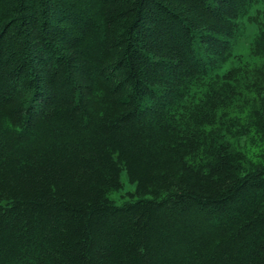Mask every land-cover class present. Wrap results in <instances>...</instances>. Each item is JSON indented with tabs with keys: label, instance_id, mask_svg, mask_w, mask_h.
<instances>
[{
	"label": "trees",
	"instance_id": "obj_1",
	"mask_svg": "<svg viewBox=\"0 0 264 264\" xmlns=\"http://www.w3.org/2000/svg\"><path fill=\"white\" fill-rule=\"evenodd\" d=\"M255 1L0 0V264H264V167L182 113Z\"/></svg>",
	"mask_w": 264,
	"mask_h": 264
},
{
	"label": "rangeland",
	"instance_id": "obj_2",
	"mask_svg": "<svg viewBox=\"0 0 264 264\" xmlns=\"http://www.w3.org/2000/svg\"><path fill=\"white\" fill-rule=\"evenodd\" d=\"M232 41L230 57L191 88L186 108L198 107L208 91L214 92L216 127L234 149L242 155L248 169L264 167V56L255 47L256 38L264 30V0H256L239 21ZM123 188L111 193L122 204L131 199L136 184L126 171L121 174Z\"/></svg>",
	"mask_w": 264,
	"mask_h": 264
}]
</instances>
